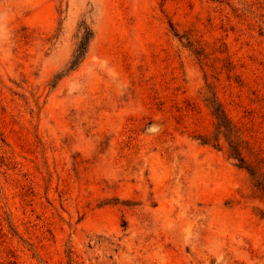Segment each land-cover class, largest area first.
Instances as JSON below:
<instances>
[{
  "label": "rangeland",
  "instance_id": "obj_1",
  "mask_svg": "<svg viewBox=\"0 0 264 264\" xmlns=\"http://www.w3.org/2000/svg\"><path fill=\"white\" fill-rule=\"evenodd\" d=\"M0 264H264V0H0Z\"/></svg>",
  "mask_w": 264,
  "mask_h": 264
},
{
  "label": "trees",
  "instance_id": "obj_2",
  "mask_svg": "<svg viewBox=\"0 0 264 264\" xmlns=\"http://www.w3.org/2000/svg\"><path fill=\"white\" fill-rule=\"evenodd\" d=\"M92 30L88 25L84 26L83 34L82 37L72 55V58L70 59V68H75L76 66L79 65V63L85 58L87 51H88V45L92 37ZM214 113L217 116L219 127L224 126L226 130L232 129V120L230 117L227 115V113L224 110H214ZM206 142V141H204ZM235 157L238 158L239 160L243 161L244 157L240 155V153H234Z\"/></svg>",
  "mask_w": 264,
  "mask_h": 264
}]
</instances>
